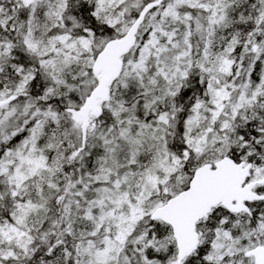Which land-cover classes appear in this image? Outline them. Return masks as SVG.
<instances>
[{
  "label": "snow or ice",
  "instance_id": "obj_1",
  "mask_svg": "<svg viewBox=\"0 0 264 264\" xmlns=\"http://www.w3.org/2000/svg\"><path fill=\"white\" fill-rule=\"evenodd\" d=\"M0 264H264V0H0Z\"/></svg>",
  "mask_w": 264,
  "mask_h": 264
}]
</instances>
